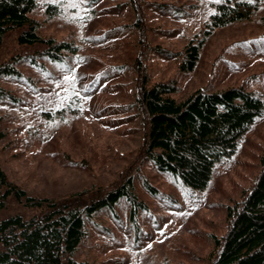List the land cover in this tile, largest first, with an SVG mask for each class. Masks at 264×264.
<instances>
[{"label": "rangeland", "instance_id": "obj_1", "mask_svg": "<svg viewBox=\"0 0 264 264\" xmlns=\"http://www.w3.org/2000/svg\"><path fill=\"white\" fill-rule=\"evenodd\" d=\"M36 1L30 17L39 22L40 34L74 41L80 50L66 66L46 63L42 72L20 64L18 77L0 79L14 96L0 98V166L8 179L31 195L64 198L108 187L135 171L136 191L149 208L133 221L123 202L115 214L112 209L99 217L88 225L76 258L93 264H207L215 238L227 231L226 206L238 200L261 172L264 114L234 155L216 165L204 190L184 187L149 164L138 169L144 127L140 112L130 105L144 34L132 25L135 6L130 0ZM160 3L181 7V14H166ZM212 3L137 0L152 82L177 81L179 90L171 96L178 101L199 88L233 86L259 92L264 100V0L250 18L215 30L192 72L180 71L176 61L149 48L182 49L206 28L214 12ZM32 50L10 36L0 47V62ZM144 179L162 193V199L146 191ZM9 208L6 214L23 210L13 201Z\"/></svg>", "mask_w": 264, "mask_h": 264}, {"label": "trees", "instance_id": "obj_2", "mask_svg": "<svg viewBox=\"0 0 264 264\" xmlns=\"http://www.w3.org/2000/svg\"><path fill=\"white\" fill-rule=\"evenodd\" d=\"M212 1L214 12L206 28L182 49L158 45L149 48L156 55L176 61L180 71L192 72L215 30L250 18L263 2ZM130 2L137 14L132 25L144 34L139 41L144 49L135 67L136 94L130 105L140 112L144 127L137 168L149 164L155 171L169 173L184 187L204 190L216 165L234 155L241 139L264 114L263 95L233 86L220 90L199 88L180 101L172 97L179 90L177 81L152 82L145 62L148 43L143 31L144 17L137 0ZM160 4L166 14H181V7ZM36 7V0H0V47L14 36L18 45L33 48L30 53L0 62V79L18 77L20 64L45 72L46 63L63 67L78 55L80 49L74 41L40 34L39 22L30 17ZM262 25L264 28V17ZM0 98L14 99L1 83ZM260 159L261 172L252 186L226 206L227 231L215 238V250L207 264H264V155ZM128 172L108 187L96 186L53 198L31 195L9 180L0 166V264H93L76 258L88 235V225L112 209L115 214L123 202L130 208L133 221L149 208L136 191L135 171ZM142 185L152 197L161 198L162 193L148 179ZM12 201L21 204V213L6 214ZM25 209L28 213H24Z\"/></svg>", "mask_w": 264, "mask_h": 264}, {"label": "bare ground", "instance_id": "obj_3", "mask_svg": "<svg viewBox=\"0 0 264 264\" xmlns=\"http://www.w3.org/2000/svg\"><path fill=\"white\" fill-rule=\"evenodd\" d=\"M184 59V58H183ZM182 66V65H181ZM184 68V67H183Z\"/></svg>", "mask_w": 264, "mask_h": 264}]
</instances>
